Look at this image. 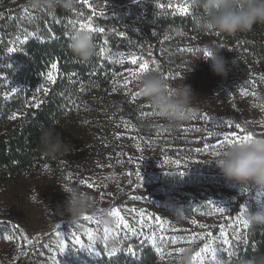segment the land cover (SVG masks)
Here are the masks:
<instances>
[{
	"label": "rangeland",
	"instance_id": "374dc122",
	"mask_svg": "<svg viewBox=\"0 0 264 264\" xmlns=\"http://www.w3.org/2000/svg\"><path fill=\"white\" fill-rule=\"evenodd\" d=\"M89 3L91 7L83 0H75L74 8L66 9L69 16L64 32L68 39L73 32L86 30L80 25L89 20L93 27L105 29L104 33L90 34L99 70L107 83L100 90L99 85L93 89L80 82L78 98L72 99L66 116L57 123V131L62 140L71 144L72 151L57 156L53 167L40 162L38 170L0 177V229L9 231L12 237L0 241V264H70L72 260L89 263L120 254L140 259L147 249L155 256L156 264H179L178 257L184 255H177L180 248L195 258L193 264H215L210 253L196 257L209 243L218 249H228L218 253L228 264L249 241L252 226L245 228L240 222L241 208L255 212L264 207V190L253 188L242 192L238 185L224 179L212 164V158L214 152L227 145L213 150L211 145L219 141L209 132L223 133L225 129L215 125L231 121L233 128L229 131L238 132L234 126L240 123L246 132L264 137L261 79L264 61L248 60L242 37L204 39L166 24L175 17L189 16L191 0H89ZM183 6L189 8L187 15L179 11ZM46 12L31 8L28 0H0L1 98L22 94L29 106L44 99L43 88L49 89L52 83L47 74L53 72L55 77L56 70L50 67L38 85L28 89L17 77L20 69L13 56L21 53L31 39H41L38 22ZM29 32L34 35L27 36ZM100 47L108 51L100 55ZM209 47L222 49L221 54L229 61L226 77L213 74L211 62L203 61L207 58L204 50ZM9 48L16 50L9 52ZM121 54L122 63L117 62ZM133 56L138 62L147 60V73L159 72L172 86L183 82L190 85L197 95L193 100L195 115L179 126L170 127L140 95L133 100L131 93H139V80L145 75L124 87L130 72L139 71L138 65L130 63ZM242 89L248 94L243 95ZM205 144L209 145L207 149ZM137 171L143 180L137 178ZM180 172L184 175H178ZM82 179L92 183L93 188L82 184ZM65 184L91 194L95 206L107 213L109 225L106 227L91 213L87 216L95 222L81 218L73 223L63 213L67 194L61 188ZM209 200L214 204L209 205ZM217 204L228 211L217 212ZM112 208L120 209L136 229L135 234L123 227L117 229L115 219L108 215ZM155 217L164 222L162 229ZM222 226L229 245H224L220 237ZM57 231L65 233L68 248L63 253ZM89 231L94 234L93 240L88 238ZM72 232L80 237L81 245L74 243ZM153 233L163 236L165 241L179 237L180 242L161 243L158 239L156 244L163 252H157L156 245L148 239ZM169 252L173 255L169 256Z\"/></svg>",
	"mask_w": 264,
	"mask_h": 264
},
{
	"label": "trees",
	"instance_id": "16d2710c",
	"mask_svg": "<svg viewBox=\"0 0 264 264\" xmlns=\"http://www.w3.org/2000/svg\"><path fill=\"white\" fill-rule=\"evenodd\" d=\"M68 16L66 9L60 4H57L54 11L47 10L46 15H43L38 22L41 39H31L25 43L21 53L13 56L17 68L20 69L17 77L28 89L38 85L41 77L47 73L53 63L57 68L55 83H51L48 93L38 103L39 107L27 105L21 98L22 94L8 99L0 97V177L20 174L25 170H38L40 162L48 163L53 167L55 160L46 157L40 147L41 131L46 127H55L57 130V123L66 116L72 99H77L79 96L77 86L80 82H83L82 86L88 88L95 89L98 85L100 90L105 88L106 77L99 70V60L96 55L83 61L70 50V38L66 39L64 32ZM201 17L202 8L199 0H191L189 16L175 17L166 24L182 28L200 38H214L216 32L204 31L198 27ZM240 34L242 36H239V33L231 36L219 34V36L227 39L242 37L248 60L264 61V24L254 25L250 31ZM0 53L3 54L1 47ZM12 229L20 236L17 229ZM9 236V231L0 229V241L8 240ZM156 262L155 256L147 249L140 259L120 254L89 263L72 260L70 264H156ZM228 264H264V225H252L248 243L238 249L236 256Z\"/></svg>",
	"mask_w": 264,
	"mask_h": 264
},
{
	"label": "clouds",
	"instance_id": "9594fccd",
	"mask_svg": "<svg viewBox=\"0 0 264 264\" xmlns=\"http://www.w3.org/2000/svg\"><path fill=\"white\" fill-rule=\"evenodd\" d=\"M57 4L72 10L75 0H28L33 9L54 11ZM202 17L198 27L204 31H213L226 36L246 33L254 25L264 24V0H199ZM69 47L79 59L87 61L95 55V44L90 32L77 30L71 34ZM209 55L203 61H210L213 74L226 77L230 64L221 54L222 49L209 47ZM235 60L231 61L234 67ZM139 95L153 111L170 127L179 126L195 115L193 100L197 96L186 83L172 86L159 72L146 73L139 80ZM40 147L46 157L57 156L72 151V146L61 138L55 127H46L41 131ZM212 164L219 169L224 179L240 188L264 190V137H256L244 143L227 145L214 153ZM61 190L67 194L63 204V213L76 223L91 213L100 219L106 227L109 225L107 213L98 209L94 198L77 186L65 184ZM248 226L264 225V207L257 211H248L244 218ZM178 257L179 264H193V256L186 250Z\"/></svg>",
	"mask_w": 264,
	"mask_h": 264
},
{
	"label": "snow or ice",
	"instance_id": "6c2138e0",
	"mask_svg": "<svg viewBox=\"0 0 264 264\" xmlns=\"http://www.w3.org/2000/svg\"><path fill=\"white\" fill-rule=\"evenodd\" d=\"M83 3L88 5V7H91V4L89 3V0H83ZM158 6L159 7H163V5H158ZM179 11L182 14L187 15L188 12H189V8L187 6H183V7L179 8ZM68 23L69 24H73L72 21H68ZM80 28L81 29H86L90 33H104L105 32V29L102 28V27H100V28L93 27L91 20H89L88 23H86V24H81ZM214 34L216 36H219V33H217V32L214 33ZM32 35H34V33H32V32H29L27 34V36H32ZM120 35L123 36L124 34L120 33ZM27 36H25L24 39H27ZM21 43H23V41H21ZM107 43H108V40L105 39L104 40V44L106 45ZM15 50L16 49H14V48H9L8 49L9 52H13ZM107 51L108 50L105 47H100L99 48L100 55H104ZM203 55L206 56V57L209 55V52H208L207 49L204 50ZM117 62H120V63L123 62V54H121V58ZM130 63L133 64V65H138L139 71L130 72L129 79H125V81H124V87L125 88L128 87V84L131 82V80L138 79L140 76H142L143 74H146L149 71V62L147 60L141 59L138 62L137 58L135 56H133L130 59ZM51 67H52L53 70H55L57 68V65L55 63H53L51 65ZM47 79L50 82L55 83V77L53 75V72H49L47 74ZM165 79H167V77H165ZM261 79L264 80V77H261ZM37 91H39V89H37ZM43 91L47 94L48 93V88L44 87ZM241 92H242L243 95H247L248 94L243 89L241 90ZM131 95H132V99L135 100V98L139 95V93L132 92ZM37 107H39V104H37ZM13 119H15V116H13ZM215 127L216 128H222L223 127L225 130L223 131V133L209 132L210 136H215L216 139L219 141L218 143H215V144L211 145L213 150H215L216 148H219V147H221L223 145H234V144H240V143L248 142V141H250L253 138V134L251 132H246L245 129L243 128V126L240 123H236L235 126H234L235 129L238 130V132L237 131H229V129L233 128V124H232L231 121L218 122L215 125ZM240 133H243V134H240ZM221 135L223 136L222 140H220V136ZM208 147H209L208 144L204 145L205 149H207ZM167 174H174V173H167ZM178 175L183 176L184 173L180 172V173H178ZM136 176H137L138 179L143 180V177H142V175H141V173L139 171H137ZM81 183L85 184L88 188H93V184L88 182V181H85V180L82 179ZM241 191L245 192L247 190L241 188ZM33 199H35V198H33ZM208 204L209 205H213L214 202L209 200ZM215 209H216L217 212H219L221 214H223V213L228 211V209L226 207H224V206H222L220 204L215 205ZM132 211H134V210H132ZM248 211H249L248 207L241 208V220H240V222L244 224L245 228H247L248 225L245 223V221L242 219V217ZM108 215L115 219L117 229L123 227L124 229H127L128 231L132 232L133 234L136 233V229L132 228L130 226L128 221L121 214L120 209L112 208V210L108 213ZM141 216H143V213H141ZM82 219L85 220V221H89V222H95L92 217L87 216V215L82 217ZM154 219L160 224V227L162 229L164 222L161 221L159 217H155ZM191 223L193 225H195L196 221L192 220ZM141 226H143V221H141ZM199 226L200 227H204V225H199ZM56 227H57V229H59L60 225L57 224ZM173 231H176V229H173ZM105 233H106L105 239H107V229H105ZM21 235L23 236V234H21ZM213 235H214L213 233H209V236H213ZM56 236L59 238V241H60V252L63 253L65 251V249L68 248V245L65 244V242H64L65 233L61 232V231H57L56 232ZM71 237L74 238V243L75 244L81 245V239H80L79 236L76 235L75 232L71 233ZM220 237L223 238V244L224 245H229L230 242H229V239H228V234L224 231L223 226L220 228ZM23 238L24 239H29L28 237H23ZM88 238H89V240H93V238H94V234L91 231L88 232ZM237 238H239V237H237ZM7 239L10 240V239H12V237L9 236V237H7ZM148 239H150L152 241V243L154 245H156V251L157 252H161V253L163 252V250L160 248L159 245L156 244L158 239L160 240L161 243H166V242L176 243V242H180V238L179 237H172L171 241H165V238L163 236L157 237L154 233ZM227 250H228L227 248L218 249L216 247H213L211 245V243H209V245H206L204 248H202L200 250V252L196 253V257H201L202 253H210L211 256H212L213 261L215 262V264H224L222 256L219 255L218 253L227 252ZM184 251H185V249H183V248L177 249V255L183 253ZM168 255L171 256V255H173V253L169 252Z\"/></svg>",
	"mask_w": 264,
	"mask_h": 264
}]
</instances>
